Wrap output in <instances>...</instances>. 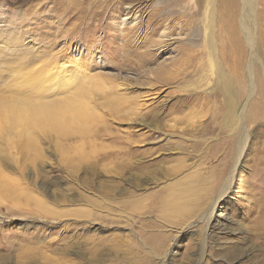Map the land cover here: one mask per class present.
I'll return each mask as SVG.
<instances>
[{"label": "rangeland", "instance_id": "rangeland-1", "mask_svg": "<svg viewBox=\"0 0 264 264\" xmlns=\"http://www.w3.org/2000/svg\"><path fill=\"white\" fill-rule=\"evenodd\" d=\"M0 264H264V0H0Z\"/></svg>", "mask_w": 264, "mask_h": 264}, {"label": "bare ground", "instance_id": "bare-ground-1", "mask_svg": "<svg viewBox=\"0 0 264 264\" xmlns=\"http://www.w3.org/2000/svg\"><path fill=\"white\" fill-rule=\"evenodd\" d=\"M186 102L190 103L189 100H185L184 101V103H186ZM72 105H73V103H72ZM52 107H53V105H52ZM52 107H51L50 104H47V105L39 107L38 108V112H41L40 115H43V116L31 117V120L34 123L41 122L43 124H53L54 126H57V128L60 129V130H65V129L69 128V127H72V129H73L75 126L81 125L83 120H85V117L81 114L82 112L79 111V109H78V107L76 105H74V108L71 106L69 108L70 110L65 109L66 105H65V108L63 107L64 109L63 108H54V107L52 108ZM72 109H73V113L71 111ZM66 110L68 112L69 111L71 112V118L70 119H68V116L66 115V113H67ZM52 112H54L55 114L54 115L48 114V113H52ZM231 115H232V110H231L230 107H229V110H226V109L224 110L222 116H223V120H224V125L225 126H228L229 122L232 120ZM212 117H215V114L212 115ZM28 118H30V117H26V118H24V120H26ZM181 119H182V117H181ZM211 120L215 121V118L211 119ZM62 126H66V127H62ZM83 128L81 129V131H83Z\"/></svg>", "mask_w": 264, "mask_h": 264}]
</instances>
